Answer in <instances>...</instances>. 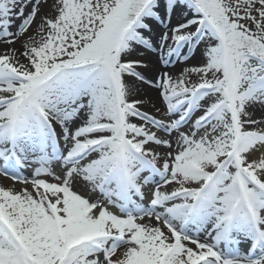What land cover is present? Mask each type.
<instances>
[{
    "label": "snow or ice",
    "instance_id": "snow-or-ice-1",
    "mask_svg": "<svg viewBox=\"0 0 264 264\" xmlns=\"http://www.w3.org/2000/svg\"><path fill=\"white\" fill-rule=\"evenodd\" d=\"M0 177V264H264V0H0Z\"/></svg>",
    "mask_w": 264,
    "mask_h": 264
},
{
    "label": "bare ground",
    "instance_id": "bare-ground-1",
    "mask_svg": "<svg viewBox=\"0 0 264 264\" xmlns=\"http://www.w3.org/2000/svg\"><path fill=\"white\" fill-rule=\"evenodd\" d=\"M13 181L10 178L0 177V185L12 186ZM19 184H16V187H19Z\"/></svg>",
    "mask_w": 264,
    "mask_h": 264
}]
</instances>
